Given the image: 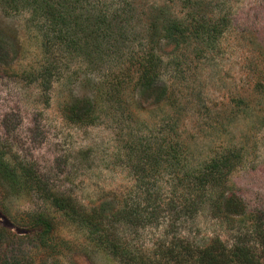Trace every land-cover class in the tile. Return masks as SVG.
<instances>
[{"label": "rangeland", "instance_id": "1", "mask_svg": "<svg viewBox=\"0 0 264 264\" xmlns=\"http://www.w3.org/2000/svg\"><path fill=\"white\" fill-rule=\"evenodd\" d=\"M94 1L93 5L101 8V3ZM120 1L124 0L107 1L114 4L110 7L113 17H118L120 8L114 10ZM128 2L138 8L167 6L179 18L193 12L203 15L204 11L207 18L224 28V33L212 47L201 51L195 49L196 45L189 50H175L161 40L160 51L171 54L164 63L173 62L164 66L159 85L165 86L173 98L171 105L161 104L155 94H143L136 78L130 79V83L125 80L123 102L116 98L118 103H115L106 97L111 86H105L102 97L97 95V88L104 80L125 77L123 69L132 63V59L125 63L126 57L147 58L153 41L149 37L150 10L139 18L136 15L128 18L129 25L123 22L126 16L118 17L122 19L118 20L120 26L130 31L135 29V37L125 39L120 54L112 50L119 56H113L98 71L95 69L100 65L89 66L66 52L63 46L51 47L49 30L47 44L41 28L50 29L49 25L32 19L31 10L19 8L6 13L0 5V45L9 51L7 60L0 61V152L12 165H33L55 190L70 195L82 206L107 201L118 208L124 201L142 200L148 187L155 192L169 188L167 174L160 166L148 180L149 185L146 182L147 188L139 189L138 184L146 173L137 172L142 160L132 154L143 150L151 141H169L173 135L166 134V127L178 125V133L191 141L192 153L199 162L214 155L216 150L225 152L228 147H241L242 163L231 176L241 206L234 215V225L243 234L253 230L249 227L255 223L264 229V0ZM158 40L154 43L158 44ZM50 63L61 72L48 78L44 67ZM240 98L247 102L234 107ZM86 99H92L97 111L92 125L71 120L72 108ZM3 202L13 216L37 208L34 195L14 191L0 180V206ZM209 209L193 219L178 222L175 237L198 246L218 237L231 245L236 237L232 222L213 218ZM56 224L55 235L70 248L65 256L48 255L33 231L13 224L0 209V227L10 230L14 236L5 260H29L35 264H122L103 251L94 250L87 233L61 216ZM117 232L143 250L153 249L164 240L161 227L120 226ZM249 235L246 240L253 245L258 243L255 250L264 263V239L256 241V237Z\"/></svg>", "mask_w": 264, "mask_h": 264}, {"label": "trees", "instance_id": "2", "mask_svg": "<svg viewBox=\"0 0 264 264\" xmlns=\"http://www.w3.org/2000/svg\"><path fill=\"white\" fill-rule=\"evenodd\" d=\"M92 1L0 0V5L5 7L6 13L14 12L19 8L31 10L32 19H40L45 26L49 25L50 29L41 28V30L44 31L46 38L47 31L51 32V47L63 46L66 52L79 57L93 68L96 64L104 66L113 60V56H119L117 54L123 49L121 45L125 39L129 36L135 37V29L130 31L125 26H120L118 20L121 18L118 17L126 16L123 22L129 25L128 18L134 15L139 18L147 9L150 10L149 37L153 41L147 58L126 57L125 63L129 59H132L130 60L132 63L123 69L122 75L125 77L121 79L117 76L115 79L104 80L97 88V95L102 97L105 86L112 87L106 95L110 102L118 103L121 99L120 103H122L125 80L130 83V79L136 78V84L143 94L148 96L155 94L161 104L171 105L173 98L165 86L159 85L160 73L162 74L164 66L167 67L173 62L170 60L164 63L171 54H165L164 50L160 51L161 40H165L166 46L175 50L179 48L189 50L191 46L196 45L195 49L200 48L201 51L212 47V44L224 33V28L213 23L211 18H207L204 11H202L203 15L193 12L188 17L179 18L176 13L174 17L167 6L138 8L128 0H124L116 4L114 12L117 8L120 9L118 15L116 14L118 17H113L110 7L114 4L107 2L108 0L101 2L98 0L101 3L100 8L99 5H93ZM194 6L197 8L196 5ZM127 30L129 32L126 34ZM155 39H159V46L154 43ZM112 50H117V54ZM8 56L9 51L0 45V61L1 58L6 61ZM177 64L180 65L179 62ZM102 66H97L95 70L101 71ZM57 69L54 63H50V66L47 64L44 67V72L50 76L48 78H51L61 72ZM44 77L47 79V75ZM107 77L109 75H106ZM116 98L118 101L115 100ZM246 102V99L240 98L234 107L244 105ZM94 106L92 99L84 100L79 106L72 108L74 114L71 120L74 119V122L81 125L94 124L96 118L94 113L97 112ZM130 116L131 114L129 118ZM177 126L166 127V134L173 135L169 141L164 140L161 143L151 141L144 146L145 150L133 151L132 154L142 160L137 166V172L146 173L142 178L138 177L141 178L139 189L147 188L146 182L158 172L160 166L161 171L167 174L168 189L161 188V192H155L148 187L143 193L142 200L132 203L124 201L118 208H114V204L107 201H101L94 206H82L70 195L55 190L48 180L34 170L33 165H12L0 152V180L10 189L34 195L37 200L35 210L20 213L18 216H13L4 202L0 209L13 224L33 231L36 234L35 239L41 243L46 253L53 257L65 256L70 251L65 241L55 235L56 220L61 216L73 227L87 233L94 250L103 251L122 264H264L260 254L255 250L258 243L255 242L253 245L246 240L248 234L250 237H256V241L264 239L262 226L259 227L255 223L249 227L253 230L243 234L240 227L234 225L236 222L234 215L241 206L231 184V176L242 163L243 150L238 146L228 147L225 152L216 150L214 155L199 162L192 153L191 141H187L181 133H178ZM207 207L210 208L213 218L232 222L231 226L235 230L236 237L231 245H227L218 237L204 246L193 244L185 238L175 237V233L179 231L175 227L178 222L193 219ZM162 214L164 215L161 216ZM159 219H163V222L159 223ZM120 226L132 229H145L147 226L161 227L164 240H160L153 249L143 250L118 234ZM13 239L10 230L0 227V264H35L29 260L9 262L5 260V252H9L7 247L11 246Z\"/></svg>", "mask_w": 264, "mask_h": 264}]
</instances>
